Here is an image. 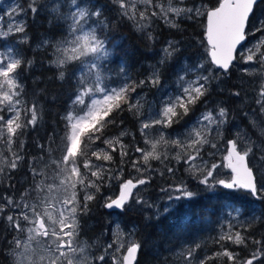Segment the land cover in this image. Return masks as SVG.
Segmentation results:
<instances>
[{
    "label": "snow or ice",
    "instance_id": "snow-or-ice-1",
    "mask_svg": "<svg viewBox=\"0 0 264 264\" xmlns=\"http://www.w3.org/2000/svg\"><path fill=\"white\" fill-rule=\"evenodd\" d=\"M119 10V16L133 21L137 31L144 32L149 41L154 37L150 28L154 19H161L172 28L179 29L176 22L180 17L195 20L206 19L204 41L207 45V56L211 65L224 75L228 74L234 62L243 61L246 65L255 63L256 68L243 67L241 72L249 76L261 74V82L256 92L255 103L259 116L264 119V37L251 48L244 47L248 35L264 33V20L249 31L250 17L257 0H216L212 6L192 0V6H179L183 0H112ZM142 6V10L141 7ZM41 0H30L28 10L34 15L41 10ZM104 5L90 3V0H52L50 12L57 25H63L64 35L56 40L51 61L58 70L60 81L67 75L75 77L77 90L72 99L73 110L63 117L65 131L62 139L61 156L51 160L54 173L46 175L45 169L30 165L33 178L40 179L21 193L19 199L12 196L0 198V217L6 220L14 235L10 243L12 264H93L86 253L87 245L77 237L80 230L79 217L88 211V204L95 199L107 179H113V170L104 162H113V153H119L121 164L129 156L128 146L123 137L129 135L121 131L118 136L104 138V129L115 124L112 114L127 110L141 118L139 132L144 147L133 145L138 158L130 161L132 169L140 175L135 179L124 180L116 198H107L104 207L123 211L133 202L138 205L146 203L136 191L140 186L150 183L152 173L151 161L162 164L170 159L177 163L183 161L187 166L186 173L204 190L215 195L217 187L233 192H246L254 200L264 201V128L259 127L255 119L250 124L259 132L260 139H253L244 129L233 133V138L226 141V155L223 160L231 170L229 179H218L216 170L221 165L209 163L204 159L205 146L217 148L215 141L224 137V130L229 124V110L217 105L214 109L202 112L185 131L175 136L165 135V131L178 124L188 116L193 108L204 103L210 95L212 82L218 80L203 63L191 68H181L176 76L178 85L176 93L165 94L160 107L154 112H144V97L137 92L138 88L151 85L161 91V72L155 68L143 80L136 82L120 68V79L117 86H110V77L105 75L106 64L112 55L110 41L106 35L107 22L104 18ZM25 9L17 4L7 12L8 15L19 14ZM2 19V18H0ZM10 33H26L24 23L0 30V38H7ZM25 35L16 45H0V145L7 147L10 155L0 152V175L15 170L23 156L12 151V145L25 134L27 129L35 128L42 119V106L37 101L29 104L24 98V85L21 83L23 70L30 68L32 60H26L19 51V43H27ZM49 45V41L42 42ZM179 41L169 40L162 49V66L179 51ZM73 70L69 73V68ZM207 74H204V73ZM239 97L240 92L231 93ZM206 106V105H205ZM256 110H253V116ZM157 134L153 135L152 130ZM97 141L104 147L97 145ZM23 142L21 141V148ZM43 148V146H41ZM170 152L175 154L170 156ZM209 156L214 153H208ZM169 175L175 174L173 167H167ZM120 176L123 168L119 169ZM161 176L163 172L159 173ZM117 179L120 177L117 176ZM167 194L170 210L171 202L186 200L192 202L200 197L197 190H192L186 181L169 184L161 189ZM83 193V196H80ZM231 207V206H230ZM260 215L253 214L247 226L234 224L227 220L220 224L222 235L217 243L228 240L235 245L251 242L255 250L248 258L239 259L238 254L223 248L212 257H205L198 264H208L214 258L227 257L230 264H261L264 259V241L253 239L246 233L254 221L264 219V209H255ZM159 215V210L157 209ZM234 214L239 219L240 209L231 208L229 216ZM113 243L112 264H136L141 249L133 233L127 235L117 228ZM200 247L196 244L182 253L185 264H193L195 252ZM113 249L109 244L105 249ZM123 250V254H121ZM96 262H103L104 255L95 257Z\"/></svg>",
    "mask_w": 264,
    "mask_h": 264
},
{
    "label": "trees",
    "instance_id": "trees-1",
    "mask_svg": "<svg viewBox=\"0 0 264 264\" xmlns=\"http://www.w3.org/2000/svg\"><path fill=\"white\" fill-rule=\"evenodd\" d=\"M49 2V0H41L43 7L35 15L28 10V31L31 33L32 41L39 45L33 48L31 44L25 43L23 44L25 51L22 52L26 60L33 61L32 66L22 72L23 97L27 102L37 101L42 106V119L35 128L27 129L25 134L20 136V139H24L21 148L22 168L11 177V183H0L1 191L12 192L25 188L32 181L30 165L34 164L38 168L47 158L61 156L60 149L65 131L63 117L69 110H73L72 99L77 90L75 77L67 75L64 81H60L57 79L59 70L49 62L53 53V47L50 45L64 35L63 25L49 22L52 20ZM90 3L106 6L104 8V18L108 25L106 35L110 41L112 55L106 64L105 75L110 77L111 82H115L119 76L120 61L124 62L128 76L136 82L146 79L155 68L160 69L161 78L165 82H172V73H175L178 56L176 54L161 66L159 64L163 57L160 55L161 45L168 38H184L189 34H184L175 28H166L161 19H154L150 28L146 30L154 37L149 41L144 32L137 31L133 21L119 16V10L112 0H90ZM257 6L258 4L255 11ZM179 23L194 25L184 18H180ZM196 32L202 35L203 29L197 25ZM45 40L49 41V45L42 43ZM184 52L179 53L181 55ZM72 70L70 67L69 73ZM192 115L191 112L184 117L182 124L185 125L190 121ZM112 118L115 124L108 125L104 129V136L117 132L125 125H128L132 131L138 132V119L133 113L127 110L114 112ZM21 177H24V183H20ZM199 193L198 199L192 202L182 200L167 213L162 211L159 215L148 216L144 211H130L124 215L126 220L137 227L136 240L140 242L141 249L136 264H164L172 257L169 251L180 250L185 246L194 247L196 244L200 245L197 252L202 257L207 251L209 254L216 253L223 248L240 251L241 258L249 257L252 249H255V245L251 242L247 246L235 245L228 240L217 243L221 235L220 218L226 215V204L231 202L243 210L241 226H247L253 214L260 215L254 210L264 209V201L254 200L248 194L231 193L225 188L215 190V195L205 190H200ZM95 208L101 209L103 213L106 212V209L99 205ZM101 225L96 224V229ZM242 234L264 241V219L254 221L251 228ZM0 239V264H12V256L9 253L12 241L11 228L5 226L2 220H0ZM214 261V264H230L227 257L214 258Z\"/></svg>",
    "mask_w": 264,
    "mask_h": 264
},
{
    "label": "rangeland",
    "instance_id": "rangeland-1",
    "mask_svg": "<svg viewBox=\"0 0 264 264\" xmlns=\"http://www.w3.org/2000/svg\"><path fill=\"white\" fill-rule=\"evenodd\" d=\"M49 1H50L49 4L51 5L52 0ZM196 2L200 3L201 0H196ZM202 2L208 4L209 6H212L216 3V0H202ZM29 3L30 0L28 2H25L24 0H0V18H2L0 19V30L6 31L9 26L14 27L16 24H19L21 22L24 23L26 27V33H10L7 38H0V45H4V46L16 45L17 42L21 41L25 35H27L28 37L27 44H31L33 48H36L39 45L37 42L32 41L31 33L28 31L29 19H28L27 7ZM17 4L22 6L25 9V11L19 14L8 15L7 12L10 11L11 8L15 7ZM179 6H192V0H183V3L180 4ZM138 7H141L142 10V6H138ZM180 18H184V17L182 16ZM179 19L176 21L179 25V29L177 30H180L184 34H189V35H187V37L184 38L182 37L177 39L174 38L166 39L164 43L161 45V50H160V55H164L162 49H164L167 46V42L169 40H173L180 42L179 43L180 51H185L181 55L179 53L180 51L177 53L178 60L175 66V73H172V82H165L161 78V88H162L161 91H158L156 88L152 87L151 85H145L143 88H138L137 92L144 97V101H143L144 112L148 114L154 112L157 108L160 107L161 98L165 94L177 92L178 85L176 83V76L181 68L184 67L191 68L196 64L203 63L205 69L211 71L214 76H217L218 80H214L212 82L210 95L206 98V101L204 103L197 104L193 108L192 119L187 123H185V125L182 124V120H181L178 124H174L171 128H168L164 131H165V135L175 136L177 133H181L185 131L191 124H193L196 118L202 112H205L209 109H214L215 107H217V105L228 108L229 124L224 130L223 139L220 141H215L217 143L216 149H212L210 147L205 146L203 150L204 159L206 161H208L209 163H217L221 165L216 170L217 178L227 180L231 177V170L226 167V162L223 160V157L227 154L225 151V149L227 148L226 141L228 139H232L233 133L239 131L240 129L246 130V132L250 134L253 139H257V140L260 139L259 132L257 129H254L251 126L250 119H255L259 127L264 128V119H262L259 116L258 106L255 103L256 92L258 90V86L261 82L262 77L260 73H257L255 76H249L243 74L241 72V68L249 67V66L251 68L257 67L255 63H252L251 65H246L244 64L243 61H239L238 63L234 62L233 66L229 69L228 74L224 75L215 66L210 64L207 56V45L206 43L203 44L201 43V41H204L205 39L204 32H205L206 19L204 17H199L195 20L184 18L185 20L193 22L194 25H187V24L183 25L179 23ZM260 20H264V3L262 5L261 10L260 9L256 10L252 15V17H250V23H249L250 32L253 31L254 27L258 26V21ZM161 21L164 23L166 28L167 27L172 28L168 24H166L163 20ZM197 25H199L200 28L203 29L202 35L196 32ZM261 37H264V33H254L248 35V39L244 43V47L251 48L253 44L259 42ZM23 44L25 43L18 44V48L21 54L22 52L25 51ZM52 59H53V53L51 58L49 59L50 63ZM121 66L125 68L124 62L120 61L119 73ZM204 74L207 73L205 72ZM119 79L120 76L117 77L115 82L110 81V86L112 87L117 86V84L119 83ZM236 91L240 92L239 97L231 94ZM28 103L31 104L30 102ZM253 110H256L255 116H253ZM137 119H138V132L132 131L128 127V125H125L122 128H120L117 132L104 136V138L111 139L112 137L118 136L121 131L128 132L129 135L123 137V143L128 146L129 156L126 157L124 159V163L121 164V158L117 151L113 153L114 156L113 162H104L106 167H109L113 170V179L111 181H108L107 179L104 181V183L100 188V191L94 193L95 199L89 202L87 213L79 217V222L81 227L79 230V235L77 237V240L86 243L87 249L85 255H87L88 258L93 261V264H112L111 256L113 250L116 247L115 243L113 242L116 238L115 234L117 228H119V230L125 234V239H127V235L129 233H133L134 234L133 238L136 240L137 227L131 221L130 223L128 220H126L124 216L125 214H127L130 211H144V213L148 216L151 214H154V216H156L158 215L157 209L159 210V214H160L162 211H164L166 206H169V201L167 200V194L161 191L162 188H166L169 184L178 183L180 181H186L192 190H197V191L204 190L203 186L197 185L195 181L190 179L189 175L185 171V168L187 166L183 163V161L177 163L175 160L170 159L168 161H165L163 164L159 161H151L152 168L157 169L158 171L152 173V179L150 183L146 185H142L136 190L138 192V195L142 197L144 201H146V203L143 205H138L135 202H133L131 206H126L123 211L119 209L115 211H107V208L104 207L107 198L109 197L115 198L119 194L120 185L124 180L133 179L135 181V179L140 175L134 169H132L130 164V161L132 159L138 158L139 156V154L133 153L132 146L139 145L141 147H144L142 142V137L139 132L140 120L142 119V117ZM182 125L184 126L180 127ZM152 132L153 135L157 134L156 129H153ZM21 141L24 144V139H20L19 137L16 140V142L12 145V151L17 152L20 155H21ZM97 145H99L100 147H104V145L100 144L99 141H97L94 145H92V147L95 148ZM0 152H3L5 156L10 155L7 147H5L4 145H0ZM208 153H214V155L209 156ZM174 154H175L174 152H170V156ZM59 158L60 157L58 158L49 157L37 169L39 170L41 168H44L46 175L51 176L54 173V168L51 166L50 161L58 160ZM21 164L22 161L15 170H9L6 167V173L4 175H0V183L1 184L11 183L10 182L12 180L11 177L14 175L16 171L21 170L22 168ZM167 167H173L175 169V174L169 175L166 171ZM120 168H123L122 176H120L119 173ZM160 172H163L164 175L161 176L159 174ZM117 176H119L120 178L117 179L116 178ZM31 179H32L31 183L27 185L25 188L18 189L12 192L0 190V198L7 195V196H12L14 199L18 200L21 193H23L27 188H29L31 185L37 182L40 178L39 177L33 178L32 176ZM20 181H21L20 183H24V177H21ZM219 188H223V187L222 186L217 187L215 190ZM228 191L234 193L232 190H228ZM239 193L247 194L246 192L243 191H240ZM80 196L82 197L83 193H80ZM178 202L180 201L171 202L170 208L173 207ZM0 203H2V200H0ZM97 205H99V207H104L106 209V212L103 213L101 209L97 210V208H95ZM231 208L240 209V216L238 220L234 218V214L232 216L228 215V213L231 211ZM225 212L226 215L224 217L221 216L220 218V224L227 220H231L234 224H239L241 226L243 210L240 207L236 206L235 204L233 205L231 202H228L226 204ZM0 220H2L5 226H9L5 219L0 217ZM101 223L103 225H101ZM96 224H100L101 227L96 229L95 226ZM219 233L222 235V232L220 231V225H219ZM14 235H18V234L14 233L11 229L12 239ZM110 243L113 244V249H108V251L105 252V249ZM191 247L192 246H185L182 247L180 250L169 251L168 253L172 254V257L171 259H167L164 262V264H185L182 253H184L187 249ZM206 250L207 249H205V251ZM254 250L255 249H252L251 252H253ZM230 251L237 253L239 259H245L239 256L240 251L237 250H230ZM9 253L11 254L10 250ZM121 254H123V250H121ZM100 255H104L105 260L103 262H96L94 258ZM194 255H195V259L193 260V264H198V262L204 259L205 257L214 256V252L209 254L207 251L206 255L202 257L199 256L196 250ZM208 263L214 264L215 261L214 259H212ZM261 264H264V259H262Z\"/></svg>",
    "mask_w": 264,
    "mask_h": 264
},
{
    "label": "flooded vegetation",
    "instance_id": "flooded-vegetation-1",
    "mask_svg": "<svg viewBox=\"0 0 264 264\" xmlns=\"http://www.w3.org/2000/svg\"><path fill=\"white\" fill-rule=\"evenodd\" d=\"M263 3H264V0H260V1L257 3V4H258V6H257V10H258V9L261 10ZM257 4H256V5H257ZM255 8H256V6H255ZM254 12H255V9H254ZM254 12H253V13H254ZM251 17H252V16H251Z\"/></svg>",
    "mask_w": 264,
    "mask_h": 264
},
{
    "label": "water",
    "instance_id": "water-1",
    "mask_svg": "<svg viewBox=\"0 0 264 264\" xmlns=\"http://www.w3.org/2000/svg\"><path fill=\"white\" fill-rule=\"evenodd\" d=\"M260 0H257V3L259 2ZM256 6V5H255ZM254 9H255V7H254ZM253 12H254V10H253ZM205 26H206V23H205ZM247 39H248V37H247ZM247 39H246V41H247ZM246 41H244V43L246 42ZM116 198V197H115ZM114 199V198H113ZM108 210H110V211H112V210H117V209H115V208H113V209H108ZM138 257V256H137ZM136 261H137V259H136Z\"/></svg>",
    "mask_w": 264,
    "mask_h": 264
}]
</instances>
